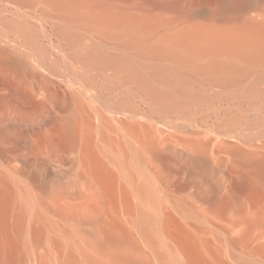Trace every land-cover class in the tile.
Here are the masks:
<instances>
[{"label": "bare ground", "instance_id": "1", "mask_svg": "<svg viewBox=\"0 0 264 264\" xmlns=\"http://www.w3.org/2000/svg\"><path fill=\"white\" fill-rule=\"evenodd\" d=\"M0 264H264V0H0Z\"/></svg>", "mask_w": 264, "mask_h": 264}]
</instances>
